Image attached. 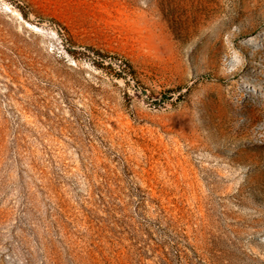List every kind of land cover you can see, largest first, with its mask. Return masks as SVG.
Returning a JSON list of instances; mask_svg holds the SVG:
<instances>
[{"label": "rangeland", "instance_id": "1", "mask_svg": "<svg viewBox=\"0 0 264 264\" xmlns=\"http://www.w3.org/2000/svg\"><path fill=\"white\" fill-rule=\"evenodd\" d=\"M0 264H264V0H0Z\"/></svg>", "mask_w": 264, "mask_h": 264}, {"label": "trees", "instance_id": "2", "mask_svg": "<svg viewBox=\"0 0 264 264\" xmlns=\"http://www.w3.org/2000/svg\"><path fill=\"white\" fill-rule=\"evenodd\" d=\"M89 48H90V49H93V50H95V51H97V52H99V53H102V54L105 53V52L102 51L101 49L96 48V47H94V46H89ZM103 52H104V53H103ZM122 60L126 63V66L131 67V62L129 61V59H127V58H125V57H122ZM166 100H169L168 96H163V97L161 98V101H162V102H163V101H166Z\"/></svg>", "mask_w": 264, "mask_h": 264}, {"label": "bare ground", "instance_id": "3", "mask_svg": "<svg viewBox=\"0 0 264 264\" xmlns=\"http://www.w3.org/2000/svg\"><path fill=\"white\" fill-rule=\"evenodd\" d=\"M253 40H254V37H251V38H250V41H253Z\"/></svg>", "mask_w": 264, "mask_h": 264}]
</instances>
